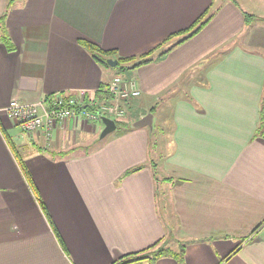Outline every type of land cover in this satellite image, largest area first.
Here are the masks:
<instances>
[{
  "label": "crops",
  "instance_id": "0c3cea01",
  "mask_svg": "<svg viewBox=\"0 0 264 264\" xmlns=\"http://www.w3.org/2000/svg\"><path fill=\"white\" fill-rule=\"evenodd\" d=\"M204 13L194 36L159 57L177 40L164 39ZM5 26L14 50L0 42V264H114L155 243L183 255L133 264H264V0H15ZM80 41L117 65L153 50L125 75L141 92L134 114L152 112L172 139L163 182L145 128H116L86 148L97 127L68 119L45 146L7 116L11 101L98 99L118 71Z\"/></svg>",
  "mask_w": 264,
  "mask_h": 264
},
{
  "label": "built area",
  "instance_id": "2783aa9c",
  "mask_svg": "<svg viewBox=\"0 0 264 264\" xmlns=\"http://www.w3.org/2000/svg\"><path fill=\"white\" fill-rule=\"evenodd\" d=\"M98 91L104 100L86 101L85 92L80 91L73 95L56 93L32 103L11 101L6 114L22 135H38L47 146L54 130L68 119H82L90 127L96 126L103 117L118 121L125 117L124 103L141 94L135 79L119 76Z\"/></svg>",
  "mask_w": 264,
  "mask_h": 264
},
{
  "label": "trees",
  "instance_id": "16d2710c",
  "mask_svg": "<svg viewBox=\"0 0 264 264\" xmlns=\"http://www.w3.org/2000/svg\"><path fill=\"white\" fill-rule=\"evenodd\" d=\"M11 5H12V0H8V3L5 6L4 12H3L2 16L0 17V42L5 46L6 50L9 52L14 50V46L12 45V42L9 39L7 29L5 26V22H6L7 15L10 12ZM205 16H208V17H206L204 19ZM211 16H212L211 13H209L208 15H205V13H204L198 19H196L194 21V23L189 28H187L185 31H180L178 33H175V35L168 37L166 40L164 39L163 43L166 44V43H169L172 40L177 38V40L174 41L167 49H165L161 53V55H159V57L163 56L165 53H167L169 50L175 48L176 46L182 44L188 38H191L192 36H194L210 20ZM244 18H245L246 23H249L252 20H254V16L249 15L247 13H244ZM80 44L82 45V47L84 49H86L89 52V54L91 55V57L94 59L95 62H97L98 64L108 66L106 61L108 59H110V57H112V55H113L112 52L102 51L99 48L95 47L94 45H92L88 42L80 41ZM161 49H163V48H161ZM152 51L153 50H150L147 53H145L144 55H140L139 57H137V59H135L134 57L133 58H127V59H119V64H122V65L120 67H118L119 64L117 65L118 73L119 74H122V73L125 74V73H128L129 71H131L132 69H135L138 66L151 63L153 61V58H151L152 53H153ZM98 99L100 101L104 100V96L102 93L98 96ZM131 121H135V120L132 119ZM115 123L117 126L116 128H122L125 131L130 130L128 125L131 122L125 124V123H122L120 121H115ZM7 144H8V146H9V148H10V150H11V152H12V154L16 160L18 168H19L23 178L25 179L30 191L32 192V194L35 196L36 200L40 204L42 211H43V213H44V215H45V217H46V219H47V221H48V223L52 229V232L55 235L56 241L60 245L61 249L64 250V245H63L62 241L60 240V236L58 235L55 227L53 226L52 220L50 219V217H49V215H48V213L44 207V204L41 201V199L38 195V192H37V190H36V188L32 182V174L29 172L25 163L22 161L20 156L14 150V147H13V145L9 139H7ZM139 169H140L139 167L134 168V169H130L125 173V175H128L130 173H134V172L138 171ZM183 250H184V247L181 246L179 254H174L170 250H167V248H165L163 246H159L158 243H155L154 245H152V246H150V247H148V248H146V249H144V250H142L136 254L131 255L130 259L124 260V258H121L118 262H116L114 264H133V263H137V262H140L143 260H148L149 263H152L156 259L160 258L161 256H165L167 254L172 255L175 259H177V258L180 259L183 255Z\"/></svg>",
  "mask_w": 264,
  "mask_h": 264
},
{
  "label": "rangeland",
  "instance_id": "374dc122",
  "mask_svg": "<svg viewBox=\"0 0 264 264\" xmlns=\"http://www.w3.org/2000/svg\"><path fill=\"white\" fill-rule=\"evenodd\" d=\"M14 2L15 0H12V5L11 8L14 6ZM8 3V0L6 1V5ZM122 64H119L118 67H120ZM118 67H114V71L117 72ZM131 70V69H130ZM119 77L122 78H131L129 76H126L125 74H119ZM165 105V104H164ZM132 101L130 102H126L124 105V118L118 120L122 123H130L132 122L131 120L134 119L136 121V119L140 118L138 114H134V108L132 107ZM132 107V110H130V108ZM152 113V112H151ZM96 127H97V135H92L91 138H89L87 144L84 147H91L93 146L95 143H100V134L101 131L103 129V124L101 122H97L95 123ZM141 129V128H138ZM147 130V132L149 133V130L147 128H145ZM153 131L150 134V137L148 136V154L151 158V160H153L157 166H155V169H152V175L154 176L155 179L159 180L160 182H163L165 176H169V174H166L167 171V167H168V163L166 162L167 160V156H168V150L170 149V145H172V139L170 137L169 133H164L161 134L160 133V129H159V124L156 121L155 122V126L152 128ZM133 130V129H132ZM92 148V147H91ZM68 152H63V153H58L56 154V156L58 157H62L63 155L67 154ZM48 155L50 157H53L54 154L52 153H48Z\"/></svg>",
  "mask_w": 264,
  "mask_h": 264
},
{
  "label": "water",
  "instance_id": "95a60500",
  "mask_svg": "<svg viewBox=\"0 0 264 264\" xmlns=\"http://www.w3.org/2000/svg\"><path fill=\"white\" fill-rule=\"evenodd\" d=\"M106 63L109 67H116L117 65L116 61L113 60H107ZM101 123L103 124V129L100 134V139H103L106 135L115 131L117 127L115 121L107 117H103L101 119ZM128 127L130 129L147 128L149 130V134H151L153 128L152 113H146L143 117L131 122Z\"/></svg>",
  "mask_w": 264,
  "mask_h": 264
},
{
  "label": "flooded vegetation",
  "instance_id": "af4514ba",
  "mask_svg": "<svg viewBox=\"0 0 264 264\" xmlns=\"http://www.w3.org/2000/svg\"><path fill=\"white\" fill-rule=\"evenodd\" d=\"M151 113V112H150ZM133 122V121H132Z\"/></svg>",
  "mask_w": 264,
  "mask_h": 264
}]
</instances>
